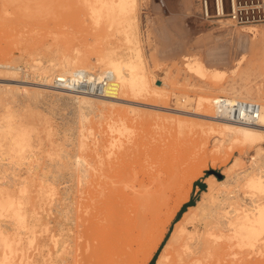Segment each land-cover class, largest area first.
I'll return each mask as SVG.
<instances>
[{
    "label": "rangeland",
    "instance_id": "rangeland-1",
    "mask_svg": "<svg viewBox=\"0 0 264 264\" xmlns=\"http://www.w3.org/2000/svg\"><path fill=\"white\" fill-rule=\"evenodd\" d=\"M86 1L0 0V76L7 71L6 64L15 62V57L22 61L21 78L28 73L29 64L50 68V62L57 65L64 56L90 61L91 67L85 68L98 72L101 68L98 58L110 46L119 54L124 52L123 55L128 48L134 47L139 49L144 62L143 88L123 89L119 92L121 99L101 101L87 98L85 101H92L91 105L79 103L72 94L58 92L52 86L19 85L17 96L4 95L5 90L0 89V154L7 150L1 145L2 132L8 115L12 113L20 121L27 141L17 159L18 165L5 172L15 177L17 189L21 188L24 179L31 176L30 195L33 198L29 196L24 204L28 209L34 202L42 204L46 216L57 219L48 222L52 230L45 233L51 248L52 243L48 239L51 233L56 234L61 226L67 230L74 227L73 222H66L63 216L67 211L70 216L76 213L74 201L75 194L80 193L79 175L80 172H89L87 164L96 156L94 147L110 144L111 135L117 141L119 138L124 140L128 133L111 132V126L128 124L137 145L142 142L154 149L165 144L161 150L167 152L168 149V153H177V156L180 153L178 158L184 157V161L192 160L189 164L201 171L193 183V189L199 186V191H192L189 201L182 205L169 225L164 240L149 262L154 264L174 221L206 187L205 177L224 180L226 176L242 173L251 155L255 154L257 144L264 147V140L252 146L231 147L225 132L222 135H204L197 125L189 127V121L197 124L205 121L202 116L191 113L190 104L181 106V98L191 97L194 104L198 96L213 97L215 95L211 93L216 90H226L229 95L236 90L251 100L264 102V0H185L179 11L168 9L162 0H135L131 9L134 19L129 25L118 20L113 10L108 16H100L101 11H91ZM218 2L222 4L223 13L217 12ZM193 58L204 64L203 76L189 69V61ZM78 67L81 66L73 68ZM159 81L163 83L161 86L157 84ZM23 88L31 92L25 93ZM239 159L242 163L238 165ZM42 174L43 177L50 176L48 184L43 186L39 183ZM242 191V188L238 190L243 197L245 193ZM172 192L170 200L178 190ZM245 200L249 202L248 198ZM29 211L33 213L31 215H37L35 210ZM2 214L0 222L8 220V213ZM151 217L148 211L147 224ZM147 224L141 239L135 240L137 252L145 246L153 229L152 224L149 227ZM22 235L20 264H25L28 256L38 254V251L29 246V235ZM1 253L0 264L17 263L14 258H5ZM138 263L139 259L131 262ZM240 264H264V253L252 254Z\"/></svg>",
    "mask_w": 264,
    "mask_h": 264
},
{
    "label": "bare ground",
    "instance_id": "bare-ground-1",
    "mask_svg": "<svg viewBox=\"0 0 264 264\" xmlns=\"http://www.w3.org/2000/svg\"><path fill=\"white\" fill-rule=\"evenodd\" d=\"M134 3L135 0L86 1L91 11H101L100 16H108L113 10L114 16L128 25L134 19L131 12ZM219 10L221 11L220 5ZM253 33L251 31V34ZM126 36L125 34L124 38ZM123 54L117 53L110 46L98 58L101 67L98 72L88 71L85 67H91L90 61L78 59L76 56H64L57 65L50 62V68H40L39 64L31 63L26 70L28 73L22 78L19 74L22 61L21 58L15 57L13 64L5 65L7 71L0 76V89L5 90L4 95L10 93L17 96L19 85L51 86L55 76L78 78L77 72L83 71L87 73L88 78H109L102 95L88 96L85 93L60 89L58 92L72 94L77 102H84L86 105L93 103L85 101L87 98L101 101L121 99V90L133 86L142 89L145 82L144 62L139 49L131 47L126 50L125 55ZM76 65L81 67L74 69ZM58 66H61V69H58ZM189 69L201 75L205 66L198 58H193L189 61ZM157 84L161 86L163 83L159 81ZM23 89L25 93L31 92L28 88ZM233 92L229 95L230 92L226 90H216L211 93L215 95L213 97L198 96L194 104L191 97L181 98V106L192 105L193 110L190 112L202 116V120H205L198 124L189 121L190 128L197 125L204 135H222L225 132L231 147L246 144L252 146L264 140V102L255 101L260 104L256 124L237 123L215 117L212 99L218 95L254 101L236 90ZM132 102L137 104L136 101ZM14 115H8L2 132L1 145L7 150L0 154V170H3L0 172V215H3V212L4 215L8 213V220L0 222V253L5 258H14L16 264H20L22 234H26L29 235V246L33 251H38V254L32 253L28 256L27 264H131L134 259H139L138 264H149L182 205L189 201L192 191H199V186L193 189V183L201 171L195 166L192 167V160L184 161V157L178 158L180 153L178 156L174 153L176 157L171 151L168 153V149L167 152L161 150L166 147L162 142L161 148L157 146L154 149L142 142L143 145H137L128 124L111 126V132L128 133L124 135V140L119 138L117 141L111 135L110 144H98L94 147L96 156L87 164L89 172H80L79 175L80 193L78 191L77 195L75 194L74 201L76 213L70 216L68 211L64 212V220L73 222L74 227L67 230L61 226L56 234L51 233L48 237L52 243L51 248L48 247L45 233L52 230L48 222L57 219H49L42 204L34 202L33 207L29 208L35 210L36 216L31 215L32 212L24 204V200L32 196L29 179L31 176L24 179L21 188L17 189L15 177L5 172L8 168L12 169L18 165L17 159L27 141L21 123ZM166 142L168 144L169 141ZM237 163L239 165L242 161L239 159ZM241 172L226 176L224 180L212 176L205 177L206 187L200 190V196L195 202L188 205L174 221L154 264H240L252 254L264 253V147L257 144L255 154L251 155L250 162ZM42 177L43 174L40 177L41 182L38 181L40 185L48 184L50 176ZM32 182L36 185L34 180ZM222 182L224 183L221 184ZM83 186L86 188L83 189ZM240 188L244 190L242 192L246 197H243L248 198L249 202L240 196ZM174 190H178V193L170 200ZM87 209L90 211L86 215ZM148 211L152 217L147 224L145 220ZM146 224L148 227L152 224L153 229L145 246L137 252L134 243L136 239H141Z\"/></svg>",
    "mask_w": 264,
    "mask_h": 264
},
{
    "label": "built area",
    "instance_id": "built-area-1",
    "mask_svg": "<svg viewBox=\"0 0 264 264\" xmlns=\"http://www.w3.org/2000/svg\"><path fill=\"white\" fill-rule=\"evenodd\" d=\"M219 5L223 13L220 2L217 3V12H219ZM77 73L78 78L55 76L52 79L51 86L56 89L88 95L98 96L103 94V88L109 80L107 76L97 79L93 76L88 78L87 73L83 71ZM212 106L215 117L237 123L256 124L260 114V104L258 102L225 95L214 97L212 99Z\"/></svg>",
    "mask_w": 264,
    "mask_h": 264
},
{
    "label": "crops",
    "instance_id": "crops-1",
    "mask_svg": "<svg viewBox=\"0 0 264 264\" xmlns=\"http://www.w3.org/2000/svg\"><path fill=\"white\" fill-rule=\"evenodd\" d=\"M185 0H162V3L170 10L179 11Z\"/></svg>",
    "mask_w": 264,
    "mask_h": 264
}]
</instances>
